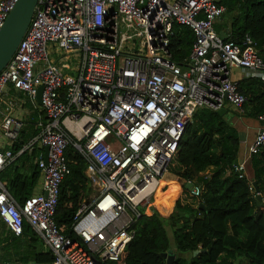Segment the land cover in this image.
Returning <instances> with one entry per match:
<instances>
[{
    "label": "built area",
    "instance_id": "obj_1",
    "mask_svg": "<svg viewBox=\"0 0 264 264\" xmlns=\"http://www.w3.org/2000/svg\"><path fill=\"white\" fill-rule=\"evenodd\" d=\"M15 1L0 0V26ZM223 11L217 0L36 1L0 70V170L20 152L38 147L42 188L19 203L0 179V221L19 235L26 220L53 254L46 264L117 259L195 110L226 103L242 109L247 97L232 75L234 67L264 82L255 39L248 33L238 41L225 39L227 33L217 32ZM175 22L193 33L185 63L174 60L169 47ZM70 53L76 60H69ZM35 110V130L13 152ZM257 117L264 119V111ZM70 145L84 158L90 185L73 216L74 236L54 217ZM262 146L264 126L249 152ZM235 166L244 168L242 162ZM201 189L192 183L194 194Z\"/></svg>",
    "mask_w": 264,
    "mask_h": 264
},
{
    "label": "trees",
    "instance_id": "obj_2",
    "mask_svg": "<svg viewBox=\"0 0 264 264\" xmlns=\"http://www.w3.org/2000/svg\"><path fill=\"white\" fill-rule=\"evenodd\" d=\"M224 6L223 25L229 29L225 39L240 40L245 33L255 41L264 60V0H217ZM193 33L190 27L173 24L169 47L174 60L185 63ZM246 95L243 111L257 116L264 111V82L258 77L238 80ZM37 111L28 115L21 139L34 130ZM240 137L224 114L208 107L195 110L187 123L167 169L159 178L149 203L140 207L132 222V239L117 259L104 264H166L163 254L170 250L168 229L174 241L170 264H262L264 263V146L251 153L249 163L262 199L251 188V179L236 169ZM38 147L17 154L0 170V179L16 201L22 203L32 192L39 177ZM69 172L60 185L55 220L71 236L73 216L81 198L90 190L85 160L70 145L66 151ZM208 169V170H207ZM207 171V172H206ZM187 180L202 186L199 195L186 187ZM25 238L17 257L21 262H51L53 254L24 220ZM195 249L198 252L193 253ZM188 253V256L185 255Z\"/></svg>",
    "mask_w": 264,
    "mask_h": 264
},
{
    "label": "crops",
    "instance_id": "obj_3",
    "mask_svg": "<svg viewBox=\"0 0 264 264\" xmlns=\"http://www.w3.org/2000/svg\"><path fill=\"white\" fill-rule=\"evenodd\" d=\"M223 19L224 18L221 14L215 22V28H216L217 32H219L222 35H225V33L229 29V27H228V25H226V23L223 25ZM69 60H76L75 53L69 54ZM232 75L235 78H237L238 80H240L244 77H258L256 75H254L249 69L238 68V67H234L232 69ZM1 105L3 106L2 103H1ZM223 107L226 108V110L223 112V114L225 115V118L227 119V121H229L237 129L239 137H240L239 148H238V152H237V160H238V162H242L244 164L243 171L251 179L252 190L258 191V190H255V187L252 183L255 180L252 179L253 170H252V167L250 166V163L248 160L249 156L251 154L249 152V145L251 144L258 128L261 126H264V119H258L257 116H254L253 121H250L251 124H249L250 122H247V121L245 122L246 125H248V124L251 125V128L249 129V131L243 132L242 130H239L241 125L237 124V123L241 124V121L239 122V119L241 118L240 113L244 112L243 106H242V109H240L239 107H237L231 103H226ZM229 111H230V113H229ZM235 113H237L238 115H236L235 119H234L233 117H234ZM41 188H42V178H41L40 171H39V177H38L37 183L35 184V186L33 188L32 193H37V192L41 191ZM21 234H19V235H21ZM168 236H169V241H170L169 233H168ZM23 242H25V238H23V237L21 238V237H18V235L11 234L7 230V228L5 227L4 223L2 221H0V264H36V263L46 264L47 263V262L46 263L45 262H37L35 260H28L27 262H21V261L17 260V257L20 255V253L22 251L21 245L23 244ZM174 248H175L174 245H170V250H168L167 252H172L175 256V253L173 252ZM185 255L188 256V253H185Z\"/></svg>",
    "mask_w": 264,
    "mask_h": 264
},
{
    "label": "water",
    "instance_id": "obj_4",
    "mask_svg": "<svg viewBox=\"0 0 264 264\" xmlns=\"http://www.w3.org/2000/svg\"><path fill=\"white\" fill-rule=\"evenodd\" d=\"M37 0H16L10 9L8 15L4 19L3 23L0 26V70L6 65L7 61L15 51L22 35L24 34ZM41 91L42 85H38L36 91V100L38 103H41ZM226 110L225 107H220L217 111L221 114ZM47 150V148H46ZM45 150V152H46ZM238 163L237 158L234 160V164ZM255 190H258L256 181L252 182ZM186 187L191 189L192 182L187 181ZM262 199L260 193H257V201L259 202ZM198 252V249H195L193 253ZM166 256V264H170L174 259V254L172 252H164ZM264 264V263H262Z\"/></svg>",
    "mask_w": 264,
    "mask_h": 264
},
{
    "label": "rangeland",
    "instance_id": "obj_5",
    "mask_svg": "<svg viewBox=\"0 0 264 264\" xmlns=\"http://www.w3.org/2000/svg\"><path fill=\"white\" fill-rule=\"evenodd\" d=\"M53 50H54V46L49 41V43H48V52H49V57L52 58V59L56 58V56H57V54ZM229 113H230V111H229ZM236 115H238V114L235 113V115L233 117L234 119H235V116ZM240 115H241V118L239 119V122L241 121V124L240 123H237L238 125H241V127H240L239 130H242L243 132H248L249 129L251 128V125H249V124H251L250 121H253L254 116L249 115V114H246L244 112L240 113ZM246 121L247 122H250V123L248 125H246V123H245ZM168 233L170 235V245H174L173 237H172V233H171L170 229H168Z\"/></svg>",
    "mask_w": 264,
    "mask_h": 264
}]
</instances>
